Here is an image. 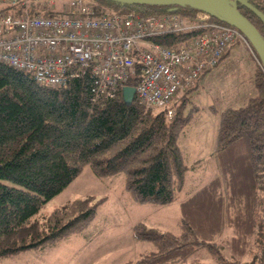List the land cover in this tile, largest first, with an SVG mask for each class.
<instances>
[{
    "label": "trees",
    "instance_id": "obj_1",
    "mask_svg": "<svg viewBox=\"0 0 264 264\" xmlns=\"http://www.w3.org/2000/svg\"><path fill=\"white\" fill-rule=\"evenodd\" d=\"M245 1L264 17V0ZM92 3L97 17L176 14L189 23L200 15L188 7ZM237 10L264 41V23L240 5ZM193 35L165 34L149 41L177 49ZM249 70L256 96L218 113L216 177L180 204L176 235L136 227L134 238L152 244L154 251L128 264H202L195 257L200 250L208 264H264V74L258 60ZM93 83L86 74L65 87H48L0 63V262L89 226L98 205L90 198L36 220L41 207L85 167L98 179L122 175L124 193L139 205L166 206L182 189L186 167L176 141L190 121L182 113L184 93L168 120L135 100L124 103L120 92L110 100H91ZM213 105L209 110L217 112Z\"/></svg>",
    "mask_w": 264,
    "mask_h": 264
},
{
    "label": "built area",
    "instance_id": "obj_2",
    "mask_svg": "<svg viewBox=\"0 0 264 264\" xmlns=\"http://www.w3.org/2000/svg\"><path fill=\"white\" fill-rule=\"evenodd\" d=\"M198 15L95 16L92 0H0V63L53 88L89 75L91 100H110L123 88L146 109L171 119L175 96L212 72L232 45L250 46L232 27ZM188 32L167 48L150 38ZM134 81L135 86L129 85Z\"/></svg>",
    "mask_w": 264,
    "mask_h": 264
},
{
    "label": "rangeland",
    "instance_id": "obj_3",
    "mask_svg": "<svg viewBox=\"0 0 264 264\" xmlns=\"http://www.w3.org/2000/svg\"><path fill=\"white\" fill-rule=\"evenodd\" d=\"M235 45L231 56L238 58L228 64L229 71L223 76L217 75V71L206 82L198 83L196 89L192 84L178 93L186 96L182 113L189 116L190 121L176 141L186 172L183 187L172 203L161 207L136 204L124 193L122 175L98 179L85 167L65 189L41 207L36 220L40 221L69 202L90 198L98 205L89 226L80 234L41 250L20 253L0 264H128L154 251L152 244L134 238L136 227L176 235L181 218L180 204L216 176L212 153L219 106L231 104L238 108L244 104L242 99L256 96L249 81V66L253 60L244 45ZM178 94L174 103L179 102ZM211 104H215L217 112L209 110ZM223 252L229 258L228 248ZM195 257L202 264L210 262L204 250Z\"/></svg>",
    "mask_w": 264,
    "mask_h": 264
},
{
    "label": "water",
    "instance_id": "obj_4",
    "mask_svg": "<svg viewBox=\"0 0 264 264\" xmlns=\"http://www.w3.org/2000/svg\"><path fill=\"white\" fill-rule=\"evenodd\" d=\"M119 5L133 6H155V7H188L205 14L223 24L234 28L250 46L257 57L264 74V41L257 31L243 18L237 10L240 5L253 13L262 23L264 17L252 8L245 0H103ZM133 89L123 88L121 90L122 101L129 104L133 101Z\"/></svg>",
    "mask_w": 264,
    "mask_h": 264
},
{
    "label": "crops",
    "instance_id": "obj_5",
    "mask_svg": "<svg viewBox=\"0 0 264 264\" xmlns=\"http://www.w3.org/2000/svg\"><path fill=\"white\" fill-rule=\"evenodd\" d=\"M235 46L237 47V45H232L231 47H229L227 50H226V52H225V57H224V59H223V61H221L219 64H218V66H217V68L215 69V70H213L212 72H203L199 77H198V79L193 83V89H196L197 87H198V83H201V82H206L207 81V79L210 77V76H212L213 74H215L217 71V75H219V76H223L224 75V73L225 72H227V71H229V69L227 68L228 67V64H230L231 62H232V59H236V58H238V57H232L231 56V53L233 52V50H235ZM220 72V73H219ZM192 89V90H193ZM224 107H231V104L229 105V106H226L225 104H223L222 106H219V111H220V109H222V108H224ZM214 167H215V164H214ZM215 170H216V168H215ZM216 175H217V172H216ZM216 177V176H215ZM214 177V178H215ZM214 178H212V179H214ZM211 179V180H212ZM210 180V181H211ZM209 181V182H210ZM207 184V183H206ZM205 184V185H206ZM204 186V185H203ZM200 189V188H199ZM198 189V190H199ZM197 191V190H196ZM195 191V192H196ZM194 192V193H195ZM193 194V193H192ZM192 194H190L189 196H187V198H189ZM186 198V199H187ZM185 199V200H186ZM184 200V201H185Z\"/></svg>",
    "mask_w": 264,
    "mask_h": 264
}]
</instances>
